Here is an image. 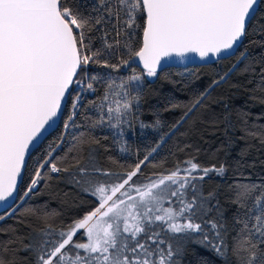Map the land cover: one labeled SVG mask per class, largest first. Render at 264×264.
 <instances>
[{"label":"snow or ice","instance_id":"obj_1","mask_svg":"<svg viewBox=\"0 0 264 264\" xmlns=\"http://www.w3.org/2000/svg\"><path fill=\"white\" fill-rule=\"evenodd\" d=\"M245 41L264 48V0H0V224L15 221L0 226V264H264V176L251 182L240 161L205 166L187 154L199 148L185 143L176 147L184 160L138 184L149 155L114 172L101 165L96 147L97 130L123 132L140 115L146 81L157 77L162 60L234 56L227 72L183 106L168 135L185 125H222L214 159L237 141L264 146V124H249L250 112L213 99L233 73L256 72L250 63L238 68L249 60ZM141 63L137 74L133 65ZM122 67L131 74L116 87L111 72L97 71ZM257 76L248 91L262 97L249 99L264 104V66ZM213 104L221 112L205 116ZM262 118L264 112L256 120ZM57 121L76 130L72 144L63 157L49 146L29 173L33 150L40 151ZM150 126H162L158 115ZM230 169L234 179L227 183ZM61 172L91 201L77 204L68 223L28 203L50 174ZM214 177L225 183L206 187ZM33 219L43 226L33 227Z\"/></svg>","mask_w":264,"mask_h":264},{"label":"trees","instance_id":"obj_2","mask_svg":"<svg viewBox=\"0 0 264 264\" xmlns=\"http://www.w3.org/2000/svg\"><path fill=\"white\" fill-rule=\"evenodd\" d=\"M245 47L249 48V60L248 61H241L238 65V68L243 70L246 63H250L251 67H254L256 72L253 73L251 70L248 72H244V74H241L239 71L233 73L228 80L227 84H224L223 86L217 88L213 92V96L219 92V91H226V88L229 84H239V85H246L245 87H240L241 89L245 90L250 95H254L257 99L262 97L261 92L256 91L255 93H251L248 90L252 89L255 85L256 80L258 79L257 73L260 72V68L264 66V48L261 47H254L249 46L247 44V41H245ZM238 59V56H234L231 59H225L220 60L212 64L204 65V66H197V67H170L163 69L158 72L157 77L149 79L146 81V103L144 105V110L146 112V118L147 120L152 123L154 121V115H158V117H162V115L169 114L175 121L179 114L184 110L183 106L186 105V101H183L182 99L178 100L177 90L173 88L174 85H180L182 88H187L189 90L193 91H199L202 88L207 87V83L202 79L201 75H204L203 71H211L214 70L217 73H225L227 72L231 65L236 62ZM133 68H135L137 71H143V68L140 65H133ZM97 71L100 73L104 72H111L113 79L117 81V84L119 85L120 79L126 78L128 75H130L129 68L122 67L119 69V72H115L112 69H104V68H97ZM202 73V74H201ZM251 79L253 81L252 84H247V81ZM115 86V85H114ZM99 93H97V96ZM224 95V94H223ZM226 96V95H225ZM233 97V96H230ZM229 97V98H230ZM89 100L93 99V97H89ZM170 103H175L179 105L180 107H177L170 111H164V108L168 106ZM262 107H264V104H260ZM241 108V107H237ZM68 109L65 108V112H67ZM83 117H80V120H82ZM80 121L78 120V123ZM255 121H252V123ZM249 122V124H252ZM264 124V121L263 123ZM64 128L62 127V122L59 128L54 131L51 135L47 137V139L42 143L40 146V151L36 152L34 151V155L31 158V161L29 163V173H31L32 167L34 166L35 162L40 159L45 153L48 151L49 146L52 144V147H57L58 143L60 142L61 138V131L63 132ZM75 129H69L66 131L64 136V143L60 146L57 152L54 153L58 154L59 156L63 157L68 149V147L72 144V134L75 132ZM203 125L197 124L194 129H189L188 125H185L183 127H180L175 131L174 134L169 136L167 133L165 136V142H161L158 146L159 149L162 151V155H158L156 157H153L151 155L149 157V162L147 164V167L150 168L149 176L152 175V173H161L165 172L168 169H171L174 164L177 161H182L186 158L185 153H177L176 147L183 146L185 143L191 144L193 148H195L193 135H199L201 136L203 132ZM117 130H107L104 131L97 130L96 131V138L99 139L100 143L99 145H96V147L99 149V160L101 163L104 164V166L113 168L114 166L121 168L122 170H126L128 167L135 164V162L138 161L136 159L135 162H131L130 156L126 153L125 150L121 149V146L119 144V139L117 137ZM60 134V136L57 137V135ZM56 142V143H55ZM246 141H237L234 146H230V150L238 153L239 152V145L245 144ZM256 146V145H255ZM48 147V149H47ZM258 147V146H257ZM239 148V149H238ZM175 153V155L173 154ZM187 154L193 155L198 157L200 155V152H195L192 149L187 150ZM111 157L113 160L119 162L118 164H113L110 162L107 158ZM238 157V158H237ZM236 158L238 161L242 162L245 167H248V157L245 155L241 158V156H238L236 154ZM264 162V161H262ZM143 169V168H142ZM62 173V172H61ZM264 176V175H263ZM258 177L257 175H251V182H256ZM28 176L25 177V183L28 181ZM234 179L233 173L228 175L226 180H228L230 183ZM220 180L218 177H214L212 180L208 182H216ZM264 183V181H260ZM38 202H47V207H43L42 204ZM19 203V202H18ZM30 205H34L38 209V214H45V213H51L56 212L59 213V220H63L64 223H68V221L71 219V217L76 214L78 211L76 205L80 204L85 207L91 205V201L89 199V196L87 194L81 193L77 191L76 188L73 187H63L60 185L57 179H52V176L47 180L46 183L41 185L40 191L36 194H34L31 199L28 201ZM15 221L13 219H8L2 222L0 226H5L9 224H14ZM33 227L40 228L43 225L33 219L31 221ZM21 232H27L28 229L21 228Z\"/></svg>","mask_w":264,"mask_h":264},{"label":"rangeland","instance_id":"obj_3","mask_svg":"<svg viewBox=\"0 0 264 264\" xmlns=\"http://www.w3.org/2000/svg\"><path fill=\"white\" fill-rule=\"evenodd\" d=\"M134 71L137 74H143V71H137L135 68H134ZM202 73L204 75H201V77L208 85L210 84L211 80L217 77V74H219L214 70L203 71ZM232 85H235V84L234 83L229 84L228 87L226 88V91L217 92L213 96V99L223 97V99L228 101V103L234 109L237 107H241L245 112H250L251 115L248 116V122L252 123V121H255L256 123H259V124L263 123L264 118L260 120H256V117L258 114L264 112V107H262L260 104H257L255 100L249 99L250 94L247 93L245 90L241 88H233ZM116 86H118V84L115 85L114 87ZM173 88L177 90L176 93L178 95V100L182 99L183 101H186V103L188 104L195 95L204 91L206 87L202 88L199 91H193L187 88H182L180 85H174ZM230 96H233V97H230ZM220 112H221V108L213 104L208 108V112L205 113V116L211 113H220ZM159 119L162 122V126L160 128L150 126L153 122L150 123L147 120L146 112L143 108L140 115L131 123L130 127L126 126L123 132H121L120 129H116L118 132L117 137L119 139L118 145H120L121 149L125 150L126 153L130 156L131 162H135L136 159L142 160L146 154L149 155V157L151 155H153V157L162 155V151L158 150L160 146L159 144L162 142L161 137L165 138L166 134L171 131L170 126L172 125L174 120L170 116V112L169 114H166V115L163 114L162 117H159ZM222 127H223L222 125H220L219 127H216L213 125H207V126L203 125L204 133H202L201 136L193 135L195 148L198 147L200 150L199 151L200 155L196 158L201 164L205 166H210L211 164L217 163L218 160H226L228 165L234 166L236 162L238 161L237 159L238 157L236 158V154L238 153L235 152L236 150L231 151L230 146L228 145H224V150L219 152L218 159L213 158V154L217 152V150L220 148V146L222 145L224 141V137L221 132ZM65 133H66L65 129L63 130V132L61 131V135L63 134V138L65 136ZM239 135H241V133L237 132L236 136H239ZM58 136H60V134H58L57 137ZM247 144L252 145L250 148H248V152L246 155L248 157L247 160L249 162V165L251 164L254 166L253 167L243 166L239 170L243 171L245 174L263 176L264 175V162L262 161H264V146L260 145L259 141L252 140V141H247L242 146L239 145L240 149L245 148ZM61 145L62 144L59 142L57 147H55V152L58 151ZM50 146H52V144ZM153 148H156L155 152H152ZM240 163L242 164V162ZM101 165L103 167L111 169L114 172L124 171L121 168H118L116 166H114L113 168H110V167L104 166L103 163H101ZM149 171H150V168L148 167H145L142 169L143 175L141 176L140 180L137 181L138 184L141 181H144L145 177H150ZM232 173L233 171L230 169L228 175ZM51 176H52V179L53 178L57 179L60 185H62L63 187H66V186L73 187L72 184L70 183L69 173H65V172H62L59 174L53 173V174H50V177ZM217 183H225V182L221 180H218L216 182H207L206 187L209 185H215ZM227 183H230V182L227 180ZM226 186L227 185L225 184V187ZM133 195H135V193H133ZM234 210H235V206H231L230 212Z\"/></svg>","mask_w":264,"mask_h":264},{"label":"water","instance_id":"obj_4","mask_svg":"<svg viewBox=\"0 0 264 264\" xmlns=\"http://www.w3.org/2000/svg\"><path fill=\"white\" fill-rule=\"evenodd\" d=\"M215 62H217V61H201L199 59L190 57L188 60H186L185 62L181 63L178 58H173V59H167L166 58L165 60L161 61V67H160V69H158V72L163 70V69L170 68V67H182V68H184V67L185 68H187V67H197V66H204V65L212 64V63H215ZM139 65L143 68L142 63L139 64ZM60 125H61V121H57V124L53 125V128L49 129V132L46 133L45 135L48 137L54 131H56L59 128ZM34 151L35 150H33V152Z\"/></svg>","mask_w":264,"mask_h":264}]
</instances>
